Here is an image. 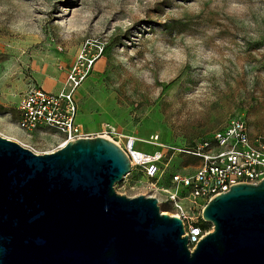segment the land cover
Listing matches in <instances>:
<instances>
[{"label":"rangeland","instance_id":"1","mask_svg":"<svg viewBox=\"0 0 264 264\" xmlns=\"http://www.w3.org/2000/svg\"><path fill=\"white\" fill-rule=\"evenodd\" d=\"M70 75L82 79L78 123L92 138L109 125L154 154L153 136L192 147L238 117L264 139V0H0V136L55 150L56 136L20 133L18 101L71 88ZM200 162L167 153L154 180L139 168L114 189L150 197Z\"/></svg>","mask_w":264,"mask_h":264},{"label":"water","instance_id":"2","mask_svg":"<svg viewBox=\"0 0 264 264\" xmlns=\"http://www.w3.org/2000/svg\"><path fill=\"white\" fill-rule=\"evenodd\" d=\"M131 172L102 136L43 155L0 136V264H264V180L214 197L190 250L156 197L115 192Z\"/></svg>","mask_w":264,"mask_h":264},{"label":"built area","instance_id":"3","mask_svg":"<svg viewBox=\"0 0 264 264\" xmlns=\"http://www.w3.org/2000/svg\"><path fill=\"white\" fill-rule=\"evenodd\" d=\"M72 87L59 92L44 88H31L19 99L17 129L26 137L56 136L60 144L52 151H37L28 143L16 142L36 155L53 154L66 144L79 139L92 138L82 131L78 123V106L75 91L82 79L70 75ZM105 137L120 145L132 163V171L145 169L148 179L154 180L160 172L165 154L184 153L200 159V164L190 173H173L165 185L153 183L147 188L158 199L161 209L168 207L171 217L184 224V235L189 238V248L194 250L210 232L204 228L203 212L214 197L227 194L234 185H258L264 180V139L253 138L250 127L243 118L233 117L226 127L217 131L210 142L197 141L192 147L177 148L161 144L159 136L150 143L158 147L154 154L136 150L135 139L128 138L106 125ZM99 136V137H101ZM6 139V136H2ZM12 140V139H11Z\"/></svg>","mask_w":264,"mask_h":264},{"label":"trees","instance_id":"4","mask_svg":"<svg viewBox=\"0 0 264 264\" xmlns=\"http://www.w3.org/2000/svg\"><path fill=\"white\" fill-rule=\"evenodd\" d=\"M211 227H212L211 224H208V223H205V224H204V228H205L206 230H208V231L211 229Z\"/></svg>","mask_w":264,"mask_h":264},{"label":"bare ground","instance_id":"5","mask_svg":"<svg viewBox=\"0 0 264 264\" xmlns=\"http://www.w3.org/2000/svg\"><path fill=\"white\" fill-rule=\"evenodd\" d=\"M134 139V138H133Z\"/></svg>","mask_w":264,"mask_h":264}]
</instances>
